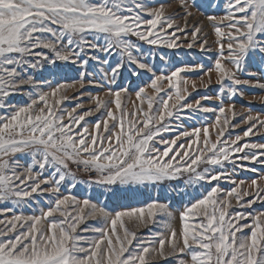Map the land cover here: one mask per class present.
Segmentation results:
<instances>
[{"label":"snow or ice","instance_id":"6c2138e0","mask_svg":"<svg viewBox=\"0 0 264 264\" xmlns=\"http://www.w3.org/2000/svg\"><path fill=\"white\" fill-rule=\"evenodd\" d=\"M180 7L183 25L150 0H0V264H264V173L236 180L240 170L259 172L247 164L264 166V142L250 139H264V112L238 113L234 102L264 89V0ZM190 7L211 25L212 44L200 25L189 29ZM181 47L212 54L210 66L165 60L164 49ZM156 52L165 68L151 62ZM38 69L52 79L37 78ZM70 70L79 73L71 82L62 75ZM195 71L204 88L215 76V96L188 101L197 85L186 74ZM145 76L129 111L131 78ZM15 95L28 100L13 103ZM185 109L183 119L211 118L184 129ZM222 179L233 187L221 188ZM181 180L204 192L181 193L190 198L179 210L159 199L108 206ZM78 183L88 191L74 194ZM129 223L159 230L143 237Z\"/></svg>","mask_w":264,"mask_h":264},{"label":"rangeland","instance_id":"374dc122","mask_svg":"<svg viewBox=\"0 0 264 264\" xmlns=\"http://www.w3.org/2000/svg\"><path fill=\"white\" fill-rule=\"evenodd\" d=\"M150 3L153 4V6H158L159 4H164L166 8V13L167 14H174L176 17V23L183 25L185 23V20L183 18V13L186 11V9H183L180 7L181 0H150ZM190 3V0H189ZM187 11H191L193 15L191 17H188L187 23L189 29L192 28L194 24H198L203 28V32L208 34V40L209 44H212V41L215 39L213 33H212V28L209 22L206 20L205 16L201 15L199 11H197L196 8L190 7L187 9ZM210 14H223V12L219 13H210ZM201 36L203 33L200 34ZM135 40V38H132ZM190 41V37L187 38ZM145 49H148V45H144ZM213 49H215V46L213 45ZM164 53H167V56L165 57V60H171L174 64L180 65L184 63L188 64H195L199 62H203L205 66H210V61L208 58V54L205 55L200 51L199 48L193 47L192 49H188L186 47H181L179 49H164ZM163 53L156 52L153 53L151 57V62L152 63H158L162 68H165V64L161 63L160 61V56ZM98 55L101 56V58H104L103 53H99ZM112 59H115V57H112ZM61 63V62H58ZM95 63V62H92ZM91 71V68L89 69ZM36 76L37 78H49L52 79V77L49 75L47 71L41 72V70H36ZM64 78L71 82L72 80L78 78L79 73L77 71H67L66 73H62ZM187 77L190 80L196 81L197 88L196 90H193L191 87V84H189V92H191V96H188V101L191 102L197 98H199L202 95H211L215 96L216 91L218 90V86L215 84V76H213V83L211 87L209 88H204L200 85V77L203 75L202 72L200 71H195V72H189L186 74ZM204 80H207V76L203 77ZM147 82V77L145 76L143 80H137L135 77L131 78V84L132 87H129V92L131 95L129 97L124 98V103L127 105L129 111L132 110L133 104L130 101H135V90L137 85L142 86L143 83ZM119 84L122 85H127L128 80L127 77L125 76L124 78H121L118 80ZM115 87V85L113 86ZM89 91L95 92L96 89L89 87ZM72 92H69V95H71ZM264 97V89L260 88H248L245 90V95L244 97H236L235 98V104H236V110L238 113L244 112L247 108H251L253 114L259 113V112H264V101H262L260 98ZM11 102L13 103H18L22 104L28 100L27 95H15L12 96ZM74 101H65L66 107L69 109L72 107L74 104ZM207 106H212L215 102L214 101H204ZM84 104L85 107L87 108L89 106V102L87 100V97L84 99ZM187 110H183L182 113V119H183V114L186 113ZM207 115L209 118H211V114H200V116ZM200 116H198L197 119L192 120V119H183V128L184 129H189L191 127H202V124L200 122ZM101 118L100 113H96L95 115L91 117H87L86 119L89 121L90 125L94 123L97 119ZM175 123H180V121H174ZM111 124V122H110ZM127 127V125H126ZM212 131V138L215 139V130ZM243 131V126L238 127L235 129V132L240 133ZM174 135V133H165V136L171 137ZM254 142H264V139H262L260 136H253L250 138ZM247 163V162H246ZM247 167H256L259 172L258 173H253L247 170H240L236 176L237 182L241 179L246 180L250 183L251 179L256 178L259 173H264V166H261L259 164L252 165V164H247ZM71 168L74 172L77 173V180L82 181L86 180L88 178V174L83 171L82 167L80 169H77V166L75 164L71 165ZM179 187H177V182H171L169 185H167L164 188H159V187H154V186H149L148 188H142L139 193L136 194H129L127 197L117 201V200H111L107 201L109 208H117L120 204L126 205V206H143L144 204L150 202L151 199H159L162 202H167L168 200L171 201L172 205L179 210L181 207V201H187L190 197L188 196H182L181 193L187 191L190 193L192 196H199L202 192H204V189L200 188L199 186H188L183 183V180L179 181ZM213 184H216V181L212 182ZM219 184L221 188L229 190L233 187V185L225 180L219 181ZM175 189V190H174ZM83 190L85 192L88 191L87 186L83 183H78L76 189H72V192L74 194H79L80 191ZM62 191H66V188H62ZM35 195V194H34ZM233 205L235 206V200H233ZM4 205L0 204V207H3ZM254 208H260L261 205L257 203L256 205L253 206ZM236 210L239 211H244V209L237 208ZM26 214H30L32 209L31 208H25L24 209ZM10 215V214H9ZM2 218V217H0ZM89 225H94L96 221L89 220L87 221ZM174 226L179 227V220L174 222ZM128 227L134 231H137L138 235L143 236V237H148L152 232L158 231L159 226L158 225H152L149 224L147 227L145 226H140L139 228L136 227L134 223H129ZM159 264H174V262L169 259L167 261L165 260H160Z\"/></svg>","mask_w":264,"mask_h":264},{"label":"built area","instance_id":"2783aa9c","mask_svg":"<svg viewBox=\"0 0 264 264\" xmlns=\"http://www.w3.org/2000/svg\"><path fill=\"white\" fill-rule=\"evenodd\" d=\"M88 174V173H87Z\"/></svg>","mask_w":264,"mask_h":264}]
</instances>
